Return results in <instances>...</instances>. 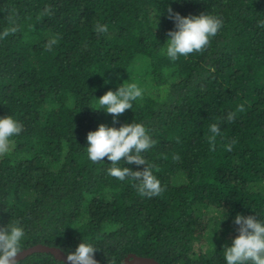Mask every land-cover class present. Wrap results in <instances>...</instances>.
Segmentation results:
<instances>
[{
	"label": "trees",
	"instance_id": "1",
	"mask_svg": "<svg viewBox=\"0 0 264 264\" xmlns=\"http://www.w3.org/2000/svg\"><path fill=\"white\" fill-rule=\"evenodd\" d=\"M169 8L223 24L203 52L172 61ZM10 13L18 31L0 40V118L23 128L0 157V227L20 221L22 249L45 244L68 254L84 240L98 264H123L130 253L161 264H226L235 216L264 221V0H0V31ZM97 23L107 33L97 34ZM52 37L58 43L47 51ZM128 83L143 98L116 123L93 109ZM132 122L155 141L141 155L156 165L160 196L141 197L134 181L108 174L107 158L87 157L89 131ZM212 123L221 129L215 151ZM18 264L67 262L36 252Z\"/></svg>",
	"mask_w": 264,
	"mask_h": 264
},
{
	"label": "clouds",
	"instance_id": "2",
	"mask_svg": "<svg viewBox=\"0 0 264 264\" xmlns=\"http://www.w3.org/2000/svg\"><path fill=\"white\" fill-rule=\"evenodd\" d=\"M169 18L175 23V30L167 33L166 54L170 60L176 61L179 57H188L193 53H201L209 47L211 38L215 37L223 21L213 15L181 16L168 9ZM51 9L45 8L42 15H50ZM9 27L0 31V40H4L18 31L13 14L8 17ZM264 27V20L259 21ZM97 34L107 33L108 26L97 23L94 26ZM58 43V37L50 38L44 45L45 50L51 51ZM143 98V90L136 83H128L118 87L116 91L108 90L98 98V106L93 108L104 110L106 114L116 118L126 110L132 109V101ZM243 104L238 105L236 112H244ZM236 112L228 113L226 120L233 122ZM22 124L12 116L0 118V157L7 155L13 147L12 137L22 131ZM210 135L207 137L210 150L215 151L216 138L220 135L219 124L209 125ZM87 157L92 163H100L107 158L112 167L107 169L108 174L120 181L126 178L134 181V187L141 197H156L164 192L159 179L154 175L155 164H149L141 153L150 149L155 141L150 137L146 127L138 122L126 123L120 127H110L101 123L94 131L87 133ZM235 141L225 145L227 151L232 150ZM128 164L144 165L143 170L133 171L128 167H121V161ZM234 224L238 226V235L232 240L231 246L224 247L226 264H264V221L257 216L237 214ZM25 236L20 221L0 227V264H18L17 256L23 251L21 242ZM97 251L92 244L82 240L74 252L66 256L67 264H98L94 258Z\"/></svg>",
	"mask_w": 264,
	"mask_h": 264
},
{
	"label": "water",
	"instance_id": "3",
	"mask_svg": "<svg viewBox=\"0 0 264 264\" xmlns=\"http://www.w3.org/2000/svg\"><path fill=\"white\" fill-rule=\"evenodd\" d=\"M36 252H48L51 253L56 259L67 262L66 260L67 254L60 247L49 246L45 244H35L33 246L23 249V251L17 256V262ZM123 264H161V263L153 257L140 256L135 253H130L124 259Z\"/></svg>",
	"mask_w": 264,
	"mask_h": 264
}]
</instances>
